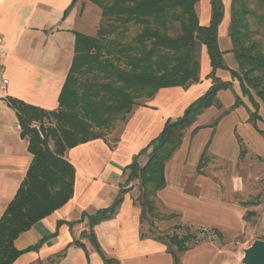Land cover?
I'll use <instances>...</instances> for the list:
<instances>
[{"label":"trees","instance_id":"trees-1","mask_svg":"<svg viewBox=\"0 0 264 264\" xmlns=\"http://www.w3.org/2000/svg\"><path fill=\"white\" fill-rule=\"evenodd\" d=\"M77 1L72 0L64 15ZM88 1L102 10L99 31L96 36L76 32L75 55L58 108L44 110L8 98L18 114L21 135L29 139L33 162L0 218V264H13L24 252L37 251L44 240L23 251L16 248L15 240L73 197L75 168L65 158V152L81 143L105 139L129 117L139 99H151L163 88L188 89L199 83L204 48L212 67L208 74L210 87L181 116L169 118L160 134L141 150L139 155L147 152L146 163L141 164L136 156L126 166L127 180L121 184L113 204L87 216L91 229L83 236L91 240L105 264H115V260L105 256L93 228L117 213L131 181L139 184L137 203L142 210V224L147 221L153 230L156 220L178 216L158 213V193L167 186V163L181 147L187 129L212 106L220 108L218 92L232 87L231 81L216 75L218 69L229 70L239 81L242 96L249 97L254 107L250 120L262 119L256 97L264 104V0L231 1L228 35L237 70L225 65V52L219 44V28L225 15L223 0H210L208 24L200 20L197 7L201 0ZM242 96H236L232 109L243 105ZM244 153L243 148L241 158ZM208 162L204 151L199 173H204ZM255 203L249 200L243 204ZM209 230L219 238L224 236L217 228ZM155 235L167 245L174 264H181L180 255L201 243L189 245V241L197 239L191 234Z\"/></svg>","mask_w":264,"mask_h":264},{"label":"crops","instance_id":"crops-1","mask_svg":"<svg viewBox=\"0 0 264 264\" xmlns=\"http://www.w3.org/2000/svg\"><path fill=\"white\" fill-rule=\"evenodd\" d=\"M223 2L225 15L219 28V41L230 24L231 0ZM71 3L72 0H0V35L8 51L4 66L10 78L8 91L0 96V218L16 196L33 162V155L28 149L29 139L21 135L18 114L8 103V98L14 97L44 110L57 109L75 55L76 32L96 36L99 31L101 8L88 0H79L64 15ZM200 5H204L203 16L201 6L197 7L201 23L208 24L211 18L210 0H201ZM226 48L221 49L234 61L230 51L232 45ZM227 67L238 69L235 65ZM211 70L210 58L204 48L199 83L188 89L163 88L151 99H139L129 117L118 125L113 143L107 135L105 139L88 141L68 149L65 158L75 168L74 195L61 208L19 235L15 240L18 250H26L41 240L44 242L37 251L21 254L13 264H105L91 240L83 236L91 229L87 216L113 204L121 184L127 180L129 171L125 170L126 166L136 156L141 164L147 162V152L139 155L141 150L160 134L169 118L181 116L194 100L207 91L211 85L208 78ZM216 75L231 81L232 87L218 92L220 108L215 105L206 110L185 132L181 147L167 163V186L158 193V199L172 210L184 212L187 217L201 216L196 221L224 223V218L219 220L217 213L204 212L202 203L186 198L183 191L175 187V179L181 176L185 159H188L187 166L196 168L198 176L203 177L205 168L201 174L198 165L204 151L207 155L213 151L220 156L234 152L233 130L237 124L240 127L248 125L264 141V129L258 126V122L264 123L262 101L256 97L262 119L253 122L250 112L254 107L249 97L242 96L239 81L227 69H218ZM226 92L228 103L223 98ZM237 95L242 96L244 103L232 109ZM239 112L243 115L241 122L230 120L232 117L237 119L235 115ZM204 115H208V119L210 117L209 121L199 120ZM244 118L247 121L245 126ZM228 121H231V128L227 135H223L222 128ZM201 132H205V139L196 150L195 144ZM238 141L244 144L240 136ZM170 167H173L171 172ZM127 188L129 191L125 193L117 213L93 228L101 250L107 258L114 259L115 264H174L173 255L163 241L143 234L142 210L137 203L140 194L138 181H131ZM59 222L63 223L59 225ZM202 243L182 253L181 264H216L217 261L230 264L223 249L213 243Z\"/></svg>","mask_w":264,"mask_h":264},{"label":"rangeland","instance_id":"rangeland-1","mask_svg":"<svg viewBox=\"0 0 264 264\" xmlns=\"http://www.w3.org/2000/svg\"><path fill=\"white\" fill-rule=\"evenodd\" d=\"M198 6H201L200 3ZM200 9L201 16H203L204 5ZM228 31L229 28L219 41L223 50H226L228 45H232ZM224 58L225 64L238 66L237 61L235 59V62L231 61L227 54ZM227 92L223 96L225 103H228ZM242 116V113L239 112L235 115L237 119L232 117L230 120H240L241 122ZM147 118L150 119V116ZM209 119L208 115H204L199 120L207 122ZM243 123L245 126L246 118ZM258 126L260 129H264L263 122H258ZM117 128L119 129V126ZM230 128L231 121H228L223 126L221 134L227 135ZM116 129L108 135L112 143L118 133V129L117 132ZM239 136L242 137L244 144L239 143ZM204 139L205 132H201L195 144L196 150L200 148ZM233 142L234 152H230L227 156H220L209 151L205 176H198L196 168L187 166L188 159H185L180 171L181 176L175 179V187L183 191L186 198L202 203L204 212L217 213L216 218L219 220L224 218L226 222L196 221L201 216L187 217L184 212L181 211V214L179 211L172 210L160 200L163 203L161 205L158 199L157 208L160 215L168 216L174 212L178 216L172 219L156 220L153 223V230L146 221L142 225L144 235L154 237L155 234H160L165 237L177 234L182 237L191 234L197 239L189 241V245L197 241L203 242L202 244L206 242L216 244L223 249V254L226 255L230 264H241L243 250L249 247L254 240L264 239V141L248 125L240 127L237 124L233 130ZM225 147L226 145L221 149L222 152ZM243 148L246 149V153L241 158L240 152ZM172 170L173 167H170V172ZM249 200H254L256 203L244 206L243 203ZM249 213L250 215L247 217ZM203 218L207 217L203 215ZM211 228L219 229L224 236L219 238L209 230ZM172 248L176 250L175 246ZM216 264L222 263L217 261Z\"/></svg>","mask_w":264,"mask_h":264},{"label":"water","instance_id":"water-1","mask_svg":"<svg viewBox=\"0 0 264 264\" xmlns=\"http://www.w3.org/2000/svg\"><path fill=\"white\" fill-rule=\"evenodd\" d=\"M242 264H264V239H256L243 250Z\"/></svg>","mask_w":264,"mask_h":264},{"label":"built area","instance_id":"built-area-1","mask_svg":"<svg viewBox=\"0 0 264 264\" xmlns=\"http://www.w3.org/2000/svg\"><path fill=\"white\" fill-rule=\"evenodd\" d=\"M8 55V51L4 45V38L0 35V96L5 94L10 85V78L6 73L4 61Z\"/></svg>","mask_w":264,"mask_h":264}]
</instances>
